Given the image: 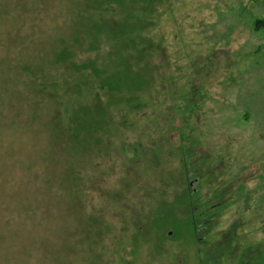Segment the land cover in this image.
Segmentation results:
<instances>
[{"label": "rangeland", "instance_id": "rangeland-1", "mask_svg": "<svg viewBox=\"0 0 264 264\" xmlns=\"http://www.w3.org/2000/svg\"><path fill=\"white\" fill-rule=\"evenodd\" d=\"M258 19L264 0H0V264H264Z\"/></svg>", "mask_w": 264, "mask_h": 264}, {"label": "trees", "instance_id": "trees-1", "mask_svg": "<svg viewBox=\"0 0 264 264\" xmlns=\"http://www.w3.org/2000/svg\"><path fill=\"white\" fill-rule=\"evenodd\" d=\"M261 27H264V19H258L254 22V29L255 30H258L260 29ZM66 44V47L68 48L69 45L68 43H65ZM65 52V51H64ZM192 220H191V225H194V223L196 222H201V226H203V224L205 225L206 223L209 222V218H210V214L211 212L204 209V210H201L200 208H197L193 205L192 207ZM208 208V207H207ZM197 216H200L202 217L201 219H198ZM212 216V215H211ZM202 229V228H201Z\"/></svg>", "mask_w": 264, "mask_h": 264}, {"label": "crops", "instance_id": "crops-1", "mask_svg": "<svg viewBox=\"0 0 264 264\" xmlns=\"http://www.w3.org/2000/svg\"><path fill=\"white\" fill-rule=\"evenodd\" d=\"M258 110V109H257ZM262 110H258V114H262L260 116H263L264 117V112L261 113Z\"/></svg>", "mask_w": 264, "mask_h": 264}]
</instances>
